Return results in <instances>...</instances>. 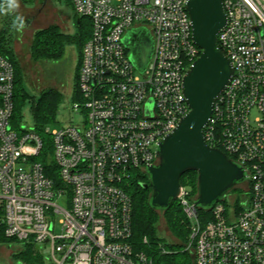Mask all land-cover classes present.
Returning a JSON list of instances; mask_svg holds the SVG:
<instances>
[{"label": "built area", "instance_id": "built-area-1", "mask_svg": "<svg viewBox=\"0 0 264 264\" xmlns=\"http://www.w3.org/2000/svg\"><path fill=\"white\" fill-rule=\"evenodd\" d=\"M186 2L71 0L74 15L91 27L71 106L86 117L43 129L58 182L37 159L43 138L34 125L11 121L14 67L0 53V223L6 237L36 246L46 264H152L132 246L124 183L132 170L158 163V142L189 110L182 82L200 49ZM222 5L226 23L217 44L233 73L203 136L244 169L246 190L232 201L225 194L204 220L188 188L181 185L176 199L190 223L185 248L193 264H264V0ZM137 27L152 39L143 71L123 41Z\"/></svg>", "mask_w": 264, "mask_h": 264}, {"label": "water", "instance_id": "water-1", "mask_svg": "<svg viewBox=\"0 0 264 264\" xmlns=\"http://www.w3.org/2000/svg\"><path fill=\"white\" fill-rule=\"evenodd\" d=\"M192 39L200 49L183 77V93L189 110L157 144V164L146 166L151 188L149 204L163 211L177 198L180 177L197 173L196 207L210 208L227 191L246 179L244 169L222 150L209 146L203 136L213 102L228 84L233 68L217 44V34L226 23L222 0H187ZM123 41L130 60L143 71L152 52V39L144 27L128 29Z\"/></svg>", "mask_w": 264, "mask_h": 264}, {"label": "trees", "instance_id": "trees-1", "mask_svg": "<svg viewBox=\"0 0 264 264\" xmlns=\"http://www.w3.org/2000/svg\"><path fill=\"white\" fill-rule=\"evenodd\" d=\"M71 3V0H70ZM76 16V15H75ZM76 24L81 27V20L76 16ZM86 36H84L85 38ZM89 37V33L86 38ZM82 43V36H73L62 33L56 26H48L39 29L33 35L30 44V53L34 60H56L63 55V45L66 43ZM3 36L0 35V53H4L9 58L14 67V94H13V112L11 121L18 124L21 105L28 97L30 101V112L35 129L43 138V148L38 156L42 163L45 173L58 182L57 173L52 161L50 138L43 134L46 125L56 121L58 108L62 104V94L58 91L47 90L41 92L37 98L28 96V93L22 85L20 72L16 65L12 51L5 49L3 45ZM78 67L76 70V76ZM79 98V93L75 84V93L73 98ZM232 158V156H230ZM143 180H146L145 182ZM149 177L146 171L134 169L131 171L129 179L124 183V189L131 197L132 201V236L131 243L134 250L143 251L152 260V264H193V256L185 248L189 240V220L183 212L179 203L171 202L170 206L163 211L154 209L149 204L151 188ZM180 184L189 189L190 198L194 199L197 193V173L193 170L186 171L180 177ZM174 204V205H173ZM198 217L204 220L208 217L206 208L197 207ZM159 213L164 215L166 224L171 233L176 238L175 242L164 243L171 252H161L158 244L164 242L156 233V226L159 220ZM146 238V242L143 239ZM0 241L7 243L15 242L13 238L4 235L3 226L0 223ZM17 243V242H16ZM19 244V243H18ZM21 250L12 253V257L23 264H46L39 249L33 244H19Z\"/></svg>", "mask_w": 264, "mask_h": 264}, {"label": "rangeland", "instance_id": "rangeland-1", "mask_svg": "<svg viewBox=\"0 0 264 264\" xmlns=\"http://www.w3.org/2000/svg\"><path fill=\"white\" fill-rule=\"evenodd\" d=\"M19 4L20 8L16 12H0V35L3 36L5 49L9 48L12 51L24 89L28 96L34 98L47 90L58 91L62 94V104L58 108L56 117L57 122L46 125L50 130L70 122L79 123L84 121L86 115L82 112L73 111L71 106L72 102L78 99V97L73 98L77 79L76 70L80 64L83 44L87 40L88 33L90 34L89 20L79 18L82 24L81 27L77 26V18L73 14L70 0H19ZM15 15H23L25 19L23 28H13L12 21ZM52 25L64 34L76 36V39L77 36H82V43H78L76 40L74 43L64 44L63 55L56 60L36 61L30 53L33 35L39 29ZM84 36L86 37L84 38ZM2 54L4 55L3 52ZM18 124L28 127L33 125L28 97L21 105ZM245 190L246 184L240 183L227 191L226 196L232 201L240 198ZM173 203L177 204L178 199H174ZM59 204H62V201ZM59 220L60 217L57 215L55 218V234L60 233ZM156 233L160 239L164 240V242L158 244L160 251L171 252L164 243L175 242L176 238L169 230L164 215L160 213ZM20 250L21 248L16 242L0 241V264H23L11 255Z\"/></svg>", "mask_w": 264, "mask_h": 264}, {"label": "clouds", "instance_id": "clouds-1", "mask_svg": "<svg viewBox=\"0 0 264 264\" xmlns=\"http://www.w3.org/2000/svg\"><path fill=\"white\" fill-rule=\"evenodd\" d=\"M20 8L19 0H2L0 2V12H16ZM25 19L23 15H15L12 26L13 28H23Z\"/></svg>", "mask_w": 264, "mask_h": 264}, {"label": "crops", "instance_id": "crops-1", "mask_svg": "<svg viewBox=\"0 0 264 264\" xmlns=\"http://www.w3.org/2000/svg\"><path fill=\"white\" fill-rule=\"evenodd\" d=\"M74 14V13H73Z\"/></svg>", "mask_w": 264, "mask_h": 264}]
</instances>
